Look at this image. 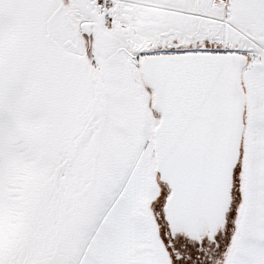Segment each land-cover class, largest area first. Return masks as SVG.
Segmentation results:
<instances>
[{
	"label": "snow or ice",
	"instance_id": "obj_1",
	"mask_svg": "<svg viewBox=\"0 0 264 264\" xmlns=\"http://www.w3.org/2000/svg\"><path fill=\"white\" fill-rule=\"evenodd\" d=\"M0 264H264V0H0Z\"/></svg>",
	"mask_w": 264,
	"mask_h": 264
}]
</instances>
